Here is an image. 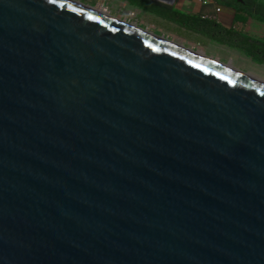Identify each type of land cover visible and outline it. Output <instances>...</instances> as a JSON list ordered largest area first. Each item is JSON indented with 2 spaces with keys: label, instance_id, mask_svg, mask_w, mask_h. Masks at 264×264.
I'll return each instance as SVG.
<instances>
[{
  "label": "water",
  "instance_id": "obj_1",
  "mask_svg": "<svg viewBox=\"0 0 264 264\" xmlns=\"http://www.w3.org/2000/svg\"><path fill=\"white\" fill-rule=\"evenodd\" d=\"M67 0H0V264H264V82Z\"/></svg>",
  "mask_w": 264,
  "mask_h": 264
},
{
  "label": "rangeland",
  "instance_id": "obj_2",
  "mask_svg": "<svg viewBox=\"0 0 264 264\" xmlns=\"http://www.w3.org/2000/svg\"><path fill=\"white\" fill-rule=\"evenodd\" d=\"M88 7H103L106 12L118 21L136 25L138 28L150 32L156 36L164 37L169 41L190 49L197 53H202L221 64L231 65L239 72L249 75L264 82V64L254 62L246 57L239 50H231L207 39H195L188 33H179L174 26L156 20L150 15L136 11L131 5L123 0H72ZM264 34V30L260 31ZM252 36H259L252 32ZM257 41L264 42V36H260Z\"/></svg>",
  "mask_w": 264,
  "mask_h": 264
},
{
  "label": "crops",
  "instance_id": "obj_3",
  "mask_svg": "<svg viewBox=\"0 0 264 264\" xmlns=\"http://www.w3.org/2000/svg\"><path fill=\"white\" fill-rule=\"evenodd\" d=\"M158 2L162 5L170 7L172 10L181 13L186 17H190L197 22L202 21L203 24L209 25V28L215 31L218 29H231L237 34L250 37L251 39H259L260 36H264L260 31L264 30V21L256 19L253 15H247L244 13H237L230 4L231 0H152ZM240 1V0H239ZM259 3H264V0H257ZM133 7V6H132ZM136 11L150 15L158 21L167 23L168 25L174 26V28L179 32H185L195 39H207L209 41L215 42L216 45H221V47L226 46L216 42L215 36L216 32H208V30L194 31L191 29H186L173 23L169 20L151 14L145 10H141L133 7ZM219 9V11H216ZM204 29V28H203ZM252 32H256L259 36H252ZM228 47V46H226ZM231 50H239L237 48L228 47ZM240 51V50H239Z\"/></svg>",
  "mask_w": 264,
  "mask_h": 264
},
{
  "label": "trees",
  "instance_id": "obj_4",
  "mask_svg": "<svg viewBox=\"0 0 264 264\" xmlns=\"http://www.w3.org/2000/svg\"><path fill=\"white\" fill-rule=\"evenodd\" d=\"M129 5L145 10L151 14L169 20L178 24L186 29L194 31L208 30V32H216L215 41L226 45L231 48H237L244 55L254 62L264 64V42L251 39L250 37L237 34L231 29H218L217 31L210 29L209 25L203 24L202 21L186 17L177 11L172 10L170 7L162 5L152 0H123ZM233 8L237 13H244L247 15H253L256 19L264 21V3H259L257 0H231Z\"/></svg>",
  "mask_w": 264,
  "mask_h": 264
},
{
  "label": "bare ground",
  "instance_id": "obj_5",
  "mask_svg": "<svg viewBox=\"0 0 264 264\" xmlns=\"http://www.w3.org/2000/svg\"><path fill=\"white\" fill-rule=\"evenodd\" d=\"M67 1H70V2L74 3L75 5H77V6H79V7H82V8H84V9H86V10L92 12V13H95V14L99 15V16H102V17H105V18L111 19V20H113V21H115V22H118L119 24H121V25H123V26H125V27H129V28H131V29H133V30L140 31L141 33H144V34H147V35H149V36H151V37H154V38H156L157 40H159V41H161V42L167 43V44L172 45V46H174V47H176V48H178V49L184 50V51H186V52H188V53H190V54L196 55V56L199 57V58L207 59V57H205L202 53L194 52V51H192V50H190V49H187V48H185V47H183V46L177 45V44H175V43L169 41L168 39H166V38H164V37L156 36V35H154V34H152V33H150V32L144 31V30L138 28V27H137L136 25H134V24H130V23H125V22L118 21V20H116L115 18L111 17V16L106 12V10H105L103 7H88V6H84V5H82V4L78 3V2H74V1H72V0H67ZM216 63H218V62H216ZM218 64H219V63H218ZM220 64H221V63H220ZM221 65L223 66V68H225V69H227V70H230V71H236V69H234V68H233L231 65H229V64H227V65L221 64ZM237 71H238V70H237ZM245 76H247L248 78H251V79H253V80H255V81H259V80L255 79V78H253V77H251V76H249V75H245Z\"/></svg>",
  "mask_w": 264,
  "mask_h": 264
},
{
  "label": "built area",
  "instance_id": "obj_6",
  "mask_svg": "<svg viewBox=\"0 0 264 264\" xmlns=\"http://www.w3.org/2000/svg\"><path fill=\"white\" fill-rule=\"evenodd\" d=\"M216 11H219V9H216Z\"/></svg>",
  "mask_w": 264,
  "mask_h": 264
}]
</instances>
